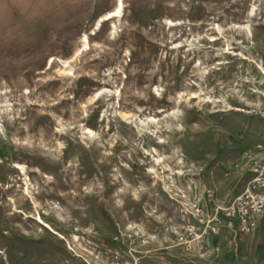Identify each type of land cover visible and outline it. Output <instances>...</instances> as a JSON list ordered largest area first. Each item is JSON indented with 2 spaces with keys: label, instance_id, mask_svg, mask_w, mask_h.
<instances>
[{
  "label": "rangeland",
  "instance_id": "374dc122",
  "mask_svg": "<svg viewBox=\"0 0 264 264\" xmlns=\"http://www.w3.org/2000/svg\"><path fill=\"white\" fill-rule=\"evenodd\" d=\"M260 141L264 0H0V264H264Z\"/></svg>",
  "mask_w": 264,
  "mask_h": 264
},
{
  "label": "built area",
  "instance_id": "2783aa9c",
  "mask_svg": "<svg viewBox=\"0 0 264 264\" xmlns=\"http://www.w3.org/2000/svg\"><path fill=\"white\" fill-rule=\"evenodd\" d=\"M258 153L257 157L264 156V142L260 141L247 148L241 153L236 161L246 157H252ZM227 172V171H226ZM254 176L240 195H238L232 204L221 209L223 215L215 210L208 213L207 208L193 204V206H184L185 212L183 217V227L190 235H201L197 232H216L220 225V215L223 216L225 227L232 235L233 244L241 234L253 232L262 222L264 216V163L261 165L259 172ZM209 192V191H207ZM211 192L209 195L211 196ZM208 219H204V215ZM237 242H235V246Z\"/></svg>",
  "mask_w": 264,
  "mask_h": 264
},
{
  "label": "crops",
  "instance_id": "0c3cea01",
  "mask_svg": "<svg viewBox=\"0 0 264 264\" xmlns=\"http://www.w3.org/2000/svg\"><path fill=\"white\" fill-rule=\"evenodd\" d=\"M264 217V216H263ZM264 227V218H262V222H261V224H260V227ZM259 230V229H258ZM256 234V236H258L260 233L259 232H256L255 233ZM250 235H248V236H245V235H241L240 236V238H241V240H242V243L240 244V247L242 248V247H244L245 246V244L248 242V240H250ZM253 237V236H252ZM246 242V243H245ZM225 243V242H224Z\"/></svg>",
  "mask_w": 264,
  "mask_h": 264
},
{
  "label": "bare ground",
  "instance_id": "6f19581e",
  "mask_svg": "<svg viewBox=\"0 0 264 264\" xmlns=\"http://www.w3.org/2000/svg\"><path fill=\"white\" fill-rule=\"evenodd\" d=\"M120 3L117 5V7L115 8V11L114 12H111V13H109L107 16H109V17H114L115 15H118V13H119V8H120Z\"/></svg>",
  "mask_w": 264,
  "mask_h": 264
}]
</instances>
